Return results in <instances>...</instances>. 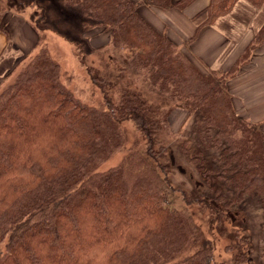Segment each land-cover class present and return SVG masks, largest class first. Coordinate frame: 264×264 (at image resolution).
<instances>
[{"label":"trees","instance_id":"16d2710c","mask_svg":"<svg viewBox=\"0 0 264 264\" xmlns=\"http://www.w3.org/2000/svg\"><path fill=\"white\" fill-rule=\"evenodd\" d=\"M59 1L110 40L91 52L74 40L93 101L46 45L0 85V264H264V132L228 85L264 24L230 69L203 72L139 11L195 0ZM237 1L210 0L203 24ZM48 3L0 0V29L21 4L38 8L39 39L59 32ZM175 108L190 115L180 133ZM117 150L120 162L103 168Z\"/></svg>","mask_w":264,"mask_h":264},{"label":"crops","instance_id":"0c3cea01","mask_svg":"<svg viewBox=\"0 0 264 264\" xmlns=\"http://www.w3.org/2000/svg\"><path fill=\"white\" fill-rule=\"evenodd\" d=\"M209 3L210 0H195L184 9L143 3L139 11L157 30L178 44L201 71L228 70L263 26L264 3L256 6L248 0H238L230 11L218 16L214 22L203 24ZM2 27L0 85L39 40L32 19L13 10L4 14ZM29 34L37 36L36 42H31ZM109 38L110 35L108 41ZM189 39L192 41L188 43ZM228 85L237 112L258 124L264 132V43L254 48Z\"/></svg>","mask_w":264,"mask_h":264},{"label":"rangeland","instance_id":"374dc122","mask_svg":"<svg viewBox=\"0 0 264 264\" xmlns=\"http://www.w3.org/2000/svg\"><path fill=\"white\" fill-rule=\"evenodd\" d=\"M25 2L35 1V0H23ZM39 2H44L46 0H38ZM48 6L46 11L45 21L50 22L52 25L59 23V32L52 29L45 31V34L38 40V43L28 51V54H33L38 51L41 45H46L53 56L60 62L62 68L69 75V85L74 91V93L81 99L93 101L97 94L93 96V89L91 81L86 74L85 68L80 62V57L76 50L74 40L77 38L80 41L86 42L85 46L90 51L96 47H99L108 42V36L111 30H103L102 28H93L94 30H89L88 32L83 31V22L88 16L84 15L82 10L78 6H68L62 4L59 0H48ZM18 14L26 15L34 22L37 17L38 8L35 6L21 4H14L12 9ZM7 12L4 11V14ZM3 14V16H4ZM65 34V35H64ZM30 35L31 42H36L37 36ZM70 38L68 40L67 38ZM110 40V38H109ZM30 45H28L29 47ZM91 52V51H90ZM16 68V67H15ZM14 76L5 78L3 84L8 82L11 83ZM93 96V98L91 97ZM189 112L181 108H175L170 114V123L172 130L176 133H180L182 129L186 127L189 121ZM134 127L132 123H129V131L132 133ZM122 150H117L113 155L102 165L103 168H109L118 164L122 158ZM227 256L225 254L219 255V260L225 259Z\"/></svg>","mask_w":264,"mask_h":264}]
</instances>
